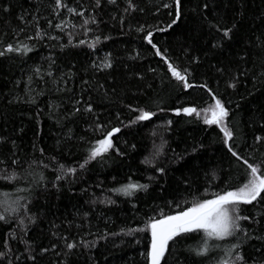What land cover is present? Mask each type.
<instances>
[{"label": "trees", "instance_id": "obj_1", "mask_svg": "<svg viewBox=\"0 0 264 264\" xmlns=\"http://www.w3.org/2000/svg\"><path fill=\"white\" fill-rule=\"evenodd\" d=\"M64 3L83 16L0 0V264H149L150 230H130L247 182L229 145L264 168V0H180L179 18L175 0ZM213 96L227 143L204 123ZM141 109L154 115L133 123ZM114 128V147L89 159ZM128 183L147 187L115 191ZM239 208L242 231L206 252L202 231L176 237L161 264H264V200Z\"/></svg>", "mask_w": 264, "mask_h": 264}, {"label": "snow or ice", "instance_id": "obj_2", "mask_svg": "<svg viewBox=\"0 0 264 264\" xmlns=\"http://www.w3.org/2000/svg\"><path fill=\"white\" fill-rule=\"evenodd\" d=\"M110 2L115 3V0H110ZM177 5V18H179V6L180 0H175ZM56 8L59 9L61 7L67 8L69 13L77 14L83 16V12H77L76 9L68 7L64 0H55ZM97 6L100 5V0H96ZM130 7L131 0H129ZM167 7V5H165ZM127 11V9H126ZM92 23H95V19L93 18ZM89 23L88 19L84 20V24L87 25ZM175 23V21H173ZM56 27L58 29L63 30V24H57ZM171 27V25H169ZM166 30V29H161ZM231 29L225 30L224 35L228 36ZM39 35V32L37 33ZM55 38V37H53ZM148 43L152 45L153 48H156V45L153 44L152 41V33L149 32L146 37ZM99 40V37H97ZM71 43V40L69 41ZM81 44L84 41H80ZM20 49L14 48L11 44L7 46V52L19 51ZM25 51H28L26 46L24 48ZM156 54L164 57V54L160 52L158 48H156ZM0 55H4V51H0ZM167 62V61H166ZM104 67H110V63H105ZM168 68L171 71L172 75L179 81L184 83V86L191 87L187 82V77L185 74H181L180 71H177L176 67H174L171 63L168 64ZM234 86V85H233ZM215 103L210 105L209 108L204 109L205 124H216L221 126V131L225 136V142L227 143L233 137V132L225 125V118L229 116V110L225 107L224 103L220 99H216L213 96ZM76 111H80L79 108ZM85 111H92L91 105L85 109ZM187 115L195 114L200 116L201 113L197 111L196 108H184L182 110ZM211 113V117L207 116V113ZM179 114V112H177ZM154 113L150 111L139 110V114L135 117L133 123L139 121H148L152 118ZM119 128H114L112 131H109L105 134V138L101 139L97 142V146H95L90 153L89 159H94L97 156L101 155L103 152L109 151L112 149L113 143L111 137L114 133L119 132ZM257 139H260L259 137ZM229 151L232 152L233 156H236L237 159L243 160V163L250 170L248 173L247 182L243 184L242 187H239L234 191H226L223 194H217L214 199L205 200L200 203H195L191 207L187 208V210H183L178 212L175 215H167L161 219H153L148 225L146 229H133L130 230V233L133 231H145L150 230L151 232V247L148 253V258L150 260V264H161V260L164 258L165 252L169 248V241H173L174 238L180 237L185 234L202 231L205 234V247L204 252L208 251L207 247V239H223L228 236H233L237 231H242V227L240 221L249 219L247 216L240 215L239 205L241 204H252L254 201L258 199L264 200V196L261 194L264 193V168H262L261 164L253 165L249 163L248 160L243 159L238 155L237 152L233 150L231 145H229ZM87 162V161H86ZM147 162V161H145ZM80 167H84L83 164ZM60 169H64V165H60ZM75 168H68V173H74ZM157 171L163 172L164 170L158 169ZM62 177L58 176L57 179H61ZM147 185H139L136 183H128L122 186L115 191L122 192L125 195H131L134 190L146 188ZM6 217L0 214V220H5ZM23 221H21V224ZM67 248L72 249L76 247V243H67ZM238 247V245H233V248ZM45 251H47L45 249ZM199 254H203V252H198ZM4 253L0 252V257H2ZM243 257L237 253L233 264H236L237 261H242Z\"/></svg>", "mask_w": 264, "mask_h": 264}, {"label": "water", "instance_id": "obj_3", "mask_svg": "<svg viewBox=\"0 0 264 264\" xmlns=\"http://www.w3.org/2000/svg\"><path fill=\"white\" fill-rule=\"evenodd\" d=\"M149 264H150V260H149Z\"/></svg>", "mask_w": 264, "mask_h": 264}]
</instances>
